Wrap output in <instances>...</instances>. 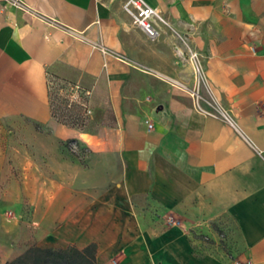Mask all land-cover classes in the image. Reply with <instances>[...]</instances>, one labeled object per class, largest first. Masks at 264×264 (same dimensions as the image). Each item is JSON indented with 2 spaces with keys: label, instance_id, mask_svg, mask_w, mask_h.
<instances>
[{
  "label": "crops",
  "instance_id": "obj_1",
  "mask_svg": "<svg viewBox=\"0 0 264 264\" xmlns=\"http://www.w3.org/2000/svg\"><path fill=\"white\" fill-rule=\"evenodd\" d=\"M146 1L156 39L128 0H0V189L71 174L75 143L98 264H264V0ZM54 84L80 87L82 127Z\"/></svg>",
  "mask_w": 264,
  "mask_h": 264
},
{
  "label": "rangeland",
  "instance_id": "obj_2",
  "mask_svg": "<svg viewBox=\"0 0 264 264\" xmlns=\"http://www.w3.org/2000/svg\"><path fill=\"white\" fill-rule=\"evenodd\" d=\"M55 91L53 89V98ZM67 147L73 161L71 174H20L14 167L7 176L8 186L0 189V264H6L34 246L84 247V233L79 230L81 224L77 221L83 220L84 214L95 212L100 205L84 202V150L82 147L71 149L70 143ZM13 161L10 159L11 164ZM106 205L114 211L112 202ZM152 215L158 213L153 211ZM169 216L177 220L175 215ZM220 237L221 246L230 250L232 244L227 234L221 231Z\"/></svg>",
  "mask_w": 264,
  "mask_h": 264
},
{
  "label": "trees",
  "instance_id": "obj_3",
  "mask_svg": "<svg viewBox=\"0 0 264 264\" xmlns=\"http://www.w3.org/2000/svg\"><path fill=\"white\" fill-rule=\"evenodd\" d=\"M71 86L75 85L62 89L66 90ZM55 89L54 98V92L52 91V105L56 116L65 124L73 127H82L84 123L82 121L80 106L76 105L77 110L70 109L68 107L69 100L66 96L62 95L58 87ZM81 97L83 98L82 93ZM97 252L98 246L96 243H90L82 248L76 245H70L65 248L34 246L6 264H98Z\"/></svg>",
  "mask_w": 264,
  "mask_h": 264
},
{
  "label": "built area",
  "instance_id": "obj_4",
  "mask_svg": "<svg viewBox=\"0 0 264 264\" xmlns=\"http://www.w3.org/2000/svg\"><path fill=\"white\" fill-rule=\"evenodd\" d=\"M125 8L133 18L134 24L142 28L150 38L156 39L160 35V31L156 27L155 22L158 19L162 21V18L159 16L156 9L151 7L146 0H128L125 5ZM192 59L196 72H201L202 67L201 64L197 61V54H193ZM65 96L70 103L78 102L81 98L80 87L71 86L70 88L65 90ZM91 113V108L87 106L85 110V115L89 116ZM71 147L74 150L77 149L76 144H72ZM165 219L168 225H182V223L178 219L175 220L173 216H166Z\"/></svg>",
  "mask_w": 264,
  "mask_h": 264
}]
</instances>
